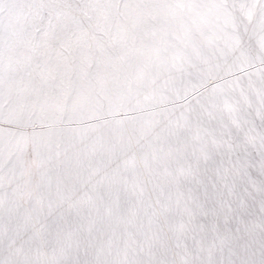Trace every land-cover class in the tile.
<instances>
[{
    "label": "snow or ice",
    "instance_id": "6c2138e0",
    "mask_svg": "<svg viewBox=\"0 0 264 264\" xmlns=\"http://www.w3.org/2000/svg\"><path fill=\"white\" fill-rule=\"evenodd\" d=\"M0 264H264V0H0Z\"/></svg>",
    "mask_w": 264,
    "mask_h": 264
}]
</instances>
